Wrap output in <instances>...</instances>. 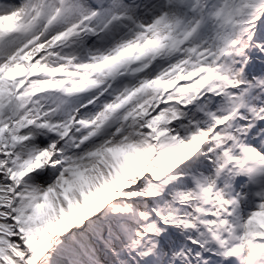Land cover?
<instances>
[{"label":"snow or ice","instance_id":"snow-or-ice-1","mask_svg":"<svg viewBox=\"0 0 264 264\" xmlns=\"http://www.w3.org/2000/svg\"><path fill=\"white\" fill-rule=\"evenodd\" d=\"M0 264H264V0H0Z\"/></svg>","mask_w":264,"mask_h":264}]
</instances>
